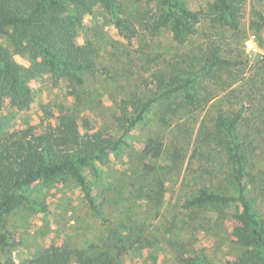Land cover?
<instances>
[{"label":"rangeland","instance_id":"obj_1","mask_svg":"<svg viewBox=\"0 0 264 264\" xmlns=\"http://www.w3.org/2000/svg\"><path fill=\"white\" fill-rule=\"evenodd\" d=\"M184 1L193 10L213 14L215 0ZM123 5L139 29L130 40L112 23L114 14L102 6L84 17L75 41L93 40L99 54L98 69L85 76L79 99L71 95L65 79L54 82L50 74L37 77L32 80L35 100L28 109L18 110L11 106L9 95L4 98L0 137L28 127L40 133L55 124L58 115L77 118L83 135L98 130L119 135L115 121L118 103L134 92L149 96L159 89L160 78L170 80L174 75L195 79L191 90L197 101L187 104L182 97L168 100L163 96L147 113L146 122L128 135V144L100 166L98 177L87 171L96 207L71 177L29 187L31 199L7 217L17 244L0 246L3 259L19 263L44 249L68 245L109 251L116 264H188L186 257L202 255L225 264L236 261L246 250L237 242L236 222L225 214L233 207L219 215L210 207L186 208L183 203L202 186L234 195L238 192L230 176L233 166L224 140L213 137V104L237 101L225 89L227 81L235 77L245 101L250 87L264 89V79H260L264 75V33L255 34L249 25L258 19V12L264 14V0L245 1L238 31L218 27L204 16L198 31L183 43L173 38L169 28L157 34L145 30L142 19L158 15L155 0H123ZM0 44L13 51L7 36H0ZM209 45L236 61L226 82L197 78ZM14 59L22 67L31 64L24 54H14ZM213 95L216 97L209 101ZM260 97L253 104V113L251 108L245 109L248 120L238 134L248 156L247 192L264 218V96L262 101ZM150 137L164 143L157 159L143 152Z\"/></svg>","mask_w":264,"mask_h":264},{"label":"trees","instance_id":"obj_2","mask_svg":"<svg viewBox=\"0 0 264 264\" xmlns=\"http://www.w3.org/2000/svg\"><path fill=\"white\" fill-rule=\"evenodd\" d=\"M155 1L159 5L158 15L155 19H142L145 30L157 34L169 28L173 38L183 43L198 31L204 16L212 18L211 22L218 27L238 31L246 0H215L211 5L213 14L193 10L184 0ZM98 5L114 14L112 23L122 36L129 40L137 36L139 29L127 15L123 0H0V36H7L13 47L12 51L0 44V110L7 95L12 107L28 109L35 100L32 80L44 74H50L54 82L57 78L65 79L71 95L79 99L85 76L95 74L98 69L99 51L93 40L77 44L75 38L83 28L84 17L92 14ZM65 11L67 13L63 14ZM257 15L258 19H252L249 25L255 34L261 35L264 33V14L258 12ZM14 54L28 56L30 66H19ZM235 65L236 61L219 47L209 45L197 78L226 82ZM260 76L264 79V75ZM169 79L160 78L159 89L149 96L134 92L118 103L115 121L121 131L119 135L104 134L99 130L83 135L77 118L58 115L55 124L50 123L40 133L28 127L0 137V246L8 248L17 244L9 232L7 217L31 199L28 189L38 182L71 177L82 186L92 207H96L87 171L98 177L100 166L111 153L128 144V135L139 123L146 122L147 113L163 96L168 100L182 97L187 104L196 103L195 93L191 90L195 79L178 75ZM238 82L237 77L227 81L228 97L233 96L237 101L231 105L213 104L216 107L211 124L215 132L213 137L224 140L233 166L230 176L235 180L238 192L234 195L202 186L185 199L183 206L210 207L219 215L224 209L233 207L225 214L236 222L237 242L246 250L236 261L228 260L225 264H264V218L247 192L244 175L248 156L238 134L242 123L248 120L245 109L249 107L250 113L254 112L256 104H253L259 95L262 101L264 89L250 87L248 101H245L237 91ZM160 89L162 92L158 91ZM215 97L213 95L209 101ZM163 148L162 140L150 137L143 152L157 159ZM92 249H73L68 245L50 247L19 263L0 256V264H116V258L109 251ZM185 260L188 264H219L205 255L186 257Z\"/></svg>","mask_w":264,"mask_h":264}]
</instances>
